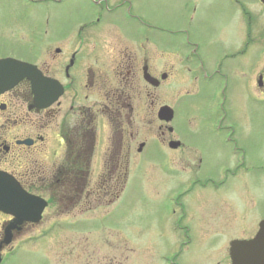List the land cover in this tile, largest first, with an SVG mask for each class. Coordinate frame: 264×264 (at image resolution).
Listing matches in <instances>:
<instances>
[{"label": "flooded vegetation", "instance_id": "af4514ba", "mask_svg": "<svg viewBox=\"0 0 264 264\" xmlns=\"http://www.w3.org/2000/svg\"><path fill=\"white\" fill-rule=\"evenodd\" d=\"M178 3L180 23L173 29L166 28L162 20L165 0H0V35H34L30 55L1 51L0 57L10 55L30 61L62 88L61 94L46 106L36 103L26 78L0 94V170L9 172L32 194L44 196L46 189V207L55 208L52 220H63L71 212L86 214L97 203L102 205L106 198L102 191L112 193L105 188L109 182L118 179L120 170L124 175L133 154L146 153L147 149L160 148L158 157L167 168L202 170L201 160L208 146L203 141L182 139L174 127L170 129L158 117L159 108L168 104L162 101L167 83L172 84L170 89L176 87L177 104L182 106L183 100H190L197 109L210 106L211 120L218 110L214 108L217 95L228 83L218 71L226 68L243 78L247 75L245 67L251 66L253 72L248 76L251 81L256 80V89L263 92L264 2ZM210 7L222 8L224 15H231L230 21H235L232 41L226 45L212 44L214 49L218 46L216 51L224 50L213 59L210 57L215 51L205 54L213 48L193 42L192 36L190 39V28L196 26L199 8ZM187 9L190 14L184 18ZM151 12H157L158 20L151 21ZM26 18L32 21L31 25L19 23ZM178 27L182 28L179 32ZM173 73L175 79H171ZM260 80L262 85L257 84ZM57 89L51 87V94L55 95ZM218 104L222 109L221 102ZM205 133L213 136L209 126ZM218 142L229 160L216 164L213 177L221 171L225 177L227 172H236L242 166L245 152L231 137ZM94 161L100 163L95 178L100 182L90 189L87 180ZM203 174L204 179L194 173L179 175L175 185L168 179L166 187L156 189L157 198L149 194L150 231L144 239L148 249L146 264H186L183 258L193 255V245H200L205 254L200 262L188 264H231L229 242L241 236L228 237L225 227L236 221L246 223L249 215L256 227L251 235L242 236L248 238L264 219V212L258 211L260 216L254 220L243 196L235 200L233 195L220 193L217 188L215 199L200 198V205L188 206L184 197L197 185L212 180L209 172ZM51 180L62 181L58 185L63 183V187L50 186ZM11 217L5 214L3 221ZM3 221L0 264H7L26 239L4 243ZM32 224L25 222L22 228ZM216 243L218 247L224 246L225 251L221 254L218 250L221 258L211 263L209 257L214 254ZM103 244L112 249V255L110 251L106 254L105 263L118 264V239H50L46 247L51 251L43 252L39 263L84 264L86 256L103 257ZM121 245L122 249L131 248L124 240Z\"/></svg>", "mask_w": 264, "mask_h": 264}, {"label": "rangeland", "instance_id": "374dc122", "mask_svg": "<svg viewBox=\"0 0 264 264\" xmlns=\"http://www.w3.org/2000/svg\"><path fill=\"white\" fill-rule=\"evenodd\" d=\"M178 1L165 0V14L162 20L163 23L165 22L166 28H173L180 23L177 15L180 9ZM224 12L222 8L217 7L199 8L196 14V26L190 28V39L192 36L193 42L205 44L211 48H213V45H226L227 42L232 41L235 21H230L231 15L227 16L228 19ZM187 14H190V9L184 11V18ZM150 19L152 22L158 20L157 12H151ZM31 22L29 18L19 21L20 24L25 26L31 25ZM183 22L184 19H182L181 25ZM181 27H178L177 32L182 29ZM217 48L218 46L205 54L208 55L215 51L210 59L216 58L224 51H216ZM221 48H224V46ZM33 50L34 35L25 32L21 34L7 32L0 35V52L28 56ZM199 53L200 51H197V54ZM245 69L247 75L243 78H239L231 71L228 72L226 68L218 71V73L225 75L228 83L224 91L217 95L214 108L217 107L218 110L214 120L210 119L211 108L208 111L210 106H207L206 109H197L193 106V101L190 100H186V103L183 100L182 106L177 104L176 87L170 89L172 84L167 83L165 97L162 101H166L175 109L176 113L171 121L175 132L179 133L182 139L203 141L204 145L208 146L201 160L202 170L184 171L167 168L158 157L160 152L158 147L153 148V150L147 149L146 153L133 154L123 189L121 186L119 187V183L117 184L119 189L113 188V191H119L118 197L113 196L112 193H110L111 195L106 193L107 196L102 200V205L97 203L92 210L86 211V214L71 212L69 213L70 216H66L63 220L57 218L56 221L52 220L55 208L46 207L43 217L37 223H34L35 225L21 228L12 234L11 239H26V241L21 242L20 248L16 250V253L13 254L7 264H40L39 260L43 257V252L51 251L50 248L46 247L50 239H118V264H146L148 249L144 239H147V234L150 231L147 215L149 194L151 193L157 198L159 191L156 189L166 187L165 182L168 179H170L169 182L172 185L177 184L179 175L184 177L194 173L198 178L204 179L203 172H209L212 176L209 183H205L203 186H199L202 184L197 185L195 189L190 191L189 195L184 197L183 201L188 206L200 205L202 201L200 198L203 200H207L206 198L215 199L217 193L214 188H217L220 193L226 192L233 195L235 200L243 196L247 210L253 213L254 220H256L260 216L258 211L264 212V85H262L263 92L258 91L255 87L256 80L253 77L254 80L251 81V77L248 76L253 72L250 70L251 66L247 65ZM171 79H175L174 73ZM219 102L222 104L220 110ZM221 113L222 115H220ZM208 126L209 129L213 130V136L211 135V137L205 133ZM148 137L149 140H153L152 137ZM230 137L244 150V163L236 172H227L225 177L223 171L213 177L216 164L229 160L218 141H225ZM141 138L143 137H138V139ZM91 166V175L87 182H89L88 187L94 189L98 186L95 184V178L100 169V163L94 161ZM61 182L51 180L50 186L54 185V187H60L61 189L63 183L58 185ZM99 182L97 183L99 184ZM44 188H47L46 184ZM120 188L122 191H120ZM200 192H202L201 196ZM212 193L214 195H211ZM43 194L47 196L46 189L43 190ZM111 196L115 197L114 200L111 203H105L112 199ZM90 199L93 200V196ZM92 202L95 203V201ZM4 217L5 215L1 212L0 230L1 221ZM238 219L239 217H237ZM252 222L249 215L246 223L233 222L225 227L227 236L242 237L251 235L256 227L255 225L252 226ZM123 240L127 247L131 246L130 250L122 249ZM126 241H129V244ZM223 247H218L217 243L215 244L214 254L209 257L211 263L214 259L217 261L221 258L220 255L225 251ZM218 250L221 251L219 255ZM88 251L93 250L89 248ZM101 251L103 257L86 256L84 264H106V254L110 251V255H112V249L103 244ZM192 251L193 255L184 256V263L200 262L205 254L200 245H193ZM154 262L151 263L154 264Z\"/></svg>", "mask_w": 264, "mask_h": 264}, {"label": "water", "instance_id": "95a60500", "mask_svg": "<svg viewBox=\"0 0 264 264\" xmlns=\"http://www.w3.org/2000/svg\"><path fill=\"white\" fill-rule=\"evenodd\" d=\"M25 76L31 78L33 87L47 85V80L43 79L33 64L12 58L0 60V91ZM159 116L170 119L171 108L163 106ZM44 205L42 198L26 194L12 178L0 173V208L16 215L7 229L25 219L37 220ZM9 236L7 233L5 239H10ZM230 252L232 264H264V220L260 222V228L253 238L232 240Z\"/></svg>", "mask_w": 264, "mask_h": 264}, {"label": "trees", "instance_id": "16d2710c", "mask_svg": "<svg viewBox=\"0 0 264 264\" xmlns=\"http://www.w3.org/2000/svg\"><path fill=\"white\" fill-rule=\"evenodd\" d=\"M123 173H124V175H125V172H123ZM124 181H125V176L120 177L119 179H117V180H116V183H117V184L119 183V187H120L121 184L124 183ZM114 187H115V185L112 186V188H114Z\"/></svg>", "mask_w": 264, "mask_h": 264}, {"label": "bare ground", "instance_id": "6f19581e", "mask_svg": "<svg viewBox=\"0 0 264 264\" xmlns=\"http://www.w3.org/2000/svg\"><path fill=\"white\" fill-rule=\"evenodd\" d=\"M243 163H244V162H242L241 165H243ZM188 191H189V190H188ZM185 193H186V192H185ZM185 193H184V194H185ZM18 249H19V248H18Z\"/></svg>", "mask_w": 264, "mask_h": 264}]
</instances>
